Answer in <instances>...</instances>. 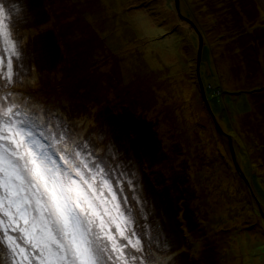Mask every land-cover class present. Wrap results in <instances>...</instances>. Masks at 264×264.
I'll return each instance as SVG.
<instances>
[{
    "label": "rangeland",
    "instance_id": "374dc122",
    "mask_svg": "<svg viewBox=\"0 0 264 264\" xmlns=\"http://www.w3.org/2000/svg\"><path fill=\"white\" fill-rule=\"evenodd\" d=\"M22 2L29 15L15 30L30 56L12 86L82 129V148L106 136L118 150L135 190L112 178L156 258L264 264L261 0Z\"/></svg>",
    "mask_w": 264,
    "mask_h": 264
},
{
    "label": "snow or ice",
    "instance_id": "6c2138e0",
    "mask_svg": "<svg viewBox=\"0 0 264 264\" xmlns=\"http://www.w3.org/2000/svg\"><path fill=\"white\" fill-rule=\"evenodd\" d=\"M28 15L22 0L10 7L0 0V264H176L158 260L138 233L134 206L124 205L112 173L125 189L135 190L134 178L116 167L122 161L107 137L82 148V129L49 120L12 86L23 82L14 67L30 56L15 30ZM161 234L156 226L155 237Z\"/></svg>",
    "mask_w": 264,
    "mask_h": 264
},
{
    "label": "water",
    "instance_id": "95a60500",
    "mask_svg": "<svg viewBox=\"0 0 264 264\" xmlns=\"http://www.w3.org/2000/svg\"><path fill=\"white\" fill-rule=\"evenodd\" d=\"M179 0H177V4H178ZM202 36H201V43H200V48H199V54H198V72H199V66H200V61H201V55H202V47H203V41H202ZM200 84H201V89H202V92H203V95L205 97V91H204V86H203V82L200 78ZM206 101H207V98L205 97ZM211 111V109H210ZM219 127V126H218ZM220 128V127H219ZM233 159H234V163H235V166H236V169L240 172V175L243 176L245 178V175L243 173V170L241 169L239 163L237 162L236 160V157H235V154L233 153Z\"/></svg>",
    "mask_w": 264,
    "mask_h": 264
},
{
    "label": "trees",
    "instance_id": "16d2710c",
    "mask_svg": "<svg viewBox=\"0 0 264 264\" xmlns=\"http://www.w3.org/2000/svg\"><path fill=\"white\" fill-rule=\"evenodd\" d=\"M62 60H60V62H61ZM134 133H137L136 132V130H134ZM133 135V133L132 132H130V136H131V138L132 137H134V136H132ZM136 137V136H135ZM139 157V156H138ZM137 160L138 161H140L142 164H145V168H151L154 164L153 163H151V160H148V159H145V158H143V157H139V158H137ZM140 163V164H141ZM160 184V183H159ZM161 192V191H160ZM161 193H165V192H161Z\"/></svg>",
    "mask_w": 264,
    "mask_h": 264
}]
</instances>
